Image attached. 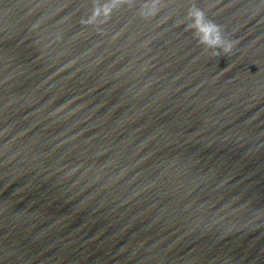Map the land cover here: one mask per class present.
<instances>
[{
  "label": "water",
  "instance_id": "water-1",
  "mask_svg": "<svg viewBox=\"0 0 264 264\" xmlns=\"http://www.w3.org/2000/svg\"><path fill=\"white\" fill-rule=\"evenodd\" d=\"M0 264H264V0H0Z\"/></svg>",
  "mask_w": 264,
  "mask_h": 264
},
{
  "label": "clouds",
  "instance_id": "clouds-1",
  "mask_svg": "<svg viewBox=\"0 0 264 264\" xmlns=\"http://www.w3.org/2000/svg\"><path fill=\"white\" fill-rule=\"evenodd\" d=\"M223 51H224L225 53H227V52L231 51V47H230V46H229V47H226V48L223 49Z\"/></svg>",
  "mask_w": 264,
  "mask_h": 264
}]
</instances>
